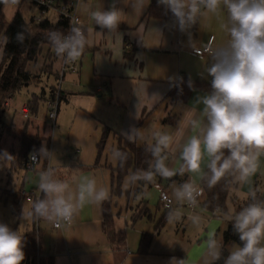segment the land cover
<instances>
[{
  "label": "crops",
  "instance_id": "obj_1",
  "mask_svg": "<svg viewBox=\"0 0 264 264\" xmlns=\"http://www.w3.org/2000/svg\"><path fill=\"white\" fill-rule=\"evenodd\" d=\"M154 1L157 0H151L148 4L145 0L146 7L142 12L133 10L131 0L78 1V15L89 37V45L77 60V72L65 74L68 77V86L65 91L62 90L65 105L58 114L57 123L59 120L62 127L65 125L63 129L67 133V146L61 148L59 161H54L53 146L54 156L49 161L43 159L41 169H38V165L35 170L25 172L28 190L23 184L19 198L25 200V195L38 192V173L45 166L59 170L56 176L74 188L82 176L94 177L98 186H105L110 191L108 200L112 199L113 202L115 228L119 232H125L126 247L121 250L111 247L103 226V203L89 204L79 211L70 225H64L61 229L54 228L52 223L43 219L37 222L41 252L52 256L54 264H169L172 257H187L189 264H207L206 249L200 244L204 242H192L185 234L188 224H191L187 219L188 215H201L203 223L198 238L204 237L205 240L213 230L217 237L221 234L223 236L228 226L225 221L223 226L222 222L220 225L222 217L208 212L201 204L194 211L185 205L181 223L167 224L166 221L161 229H156L165 213L160 206L156 184L165 188L172 197L173 188L187 180V174L180 176L179 181L159 177L155 185L138 183L132 188H125L124 180L121 195L115 194L113 171L117 168L118 160L113 158V153L118 151L119 137L126 139L122 132L134 126L144 129L145 135L150 137L153 131L176 135L177 130L182 129L183 135L177 136V140L183 143L193 134L190 121L199 117L203 107L197 103V98L207 92L195 90L186 103L172 101L169 92L183 76L210 82L211 77L207 75L206 69L212 62L211 56L201 57L194 54L193 50L204 48L212 36L215 38L214 47L224 45L228 40L222 28L227 19L226 12L205 13L198 20L197 25L190 30L191 40L195 42L193 48L189 42V34L175 29L171 19L147 17L148 9ZM113 4L125 13L119 29L122 35L109 34L90 19L91 11L108 9ZM154 28L160 29V33ZM172 117L175 118L174 124L165 123L167 118ZM26 119L27 124L21 130L42 139L40 150L48 137L44 132V135H40L41 125L37 124L36 129L33 121H29V117ZM105 127L112 131L96 165L98 143ZM3 139L1 137V146L6 144L5 151L16 157L21 148L20 137L16 140L8 136L5 144H2ZM178 155L177 150L169 157L170 166L177 164ZM8 161L11 163V160ZM259 163V170L251 178L250 184L231 189L227 211L230 205L238 210L246 202L249 188L259 189L258 197L264 199V155L260 157ZM11 193L16 192L12 190ZM146 193L150 195H145ZM140 208L146 209L148 214L136 222L131 220V228H128V217L132 219ZM122 219L125 226L121 224ZM34 226L35 221L26 233L31 232ZM143 233L154 237L148 254L138 253Z\"/></svg>",
  "mask_w": 264,
  "mask_h": 264
},
{
  "label": "clouds",
  "instance_id": "obj_2",
  "mask_svg": "<svg viewBox=\"0 0 264 264\" xmlns=\"http://www.w3.org/2000/svg\"><path fill=\"white\" fill-rule=\"evenodd\" d=\"M0 4L19 6L20 0H0ZM157 5L170 13L175 29L189 34L193 48L195 42L191 40L190 30L198 20L205 13L227 14L222 28L228 40L209 50L212 62L206 71L211 77L210 91L197 98L203 107L199 117L190 121L193 134L179 143L177 136L183 135L182 129L176 135L153 131L150 137L144 129L134 126L122 132L129 142L146 143L145 150L151 155L147 169L130 171L125 177V188L141 182L155 185L157 177L188 175L187 180L173 188L172 199L168 200L166 219L172 223L185 215V205L190 209L201 205L205 187L211 190L222 181L229 188L247 185L259 170L260 157L264 155V0H157ZM130 6L142 12L146 2L131 0ZM124 15L113 4L108 9L91 11L90 19L107 33L122 35L119 29ZM154 30L160 33V29ZM31 35V30L25 27L17 32L16 41L23 44ZM47 40L65 63L79 60L89 45V37L76 18L70 20L67 33L51 30ZM177 150V164L170 166L169 157ZM53 156L42 146L31 159L36 164ZM13 158L7 151L0 153V161ZM113 158L123 166L127 154L115 151ZM38 175V187L43 195L32 203L29 211L22 212V219H43L60 226L61 222H73L86 205L101 204L110 196L109 189L98 186L94 177L82 176L74 188L59 179L53 167L40 170ZM258 191L249 188L246 202L238 210L225 212L219 205L215 206L213 214L231 223L241 243H232L225 256L222 234L217 237L214 230L210 231L204 241L207 264H219L221 260L223 264H264V199L258 197ZM187 219L194 226L203 223L197 213L188 215ZM23 248L24 235L0 223V264H22ZM169 264H189V261L187 257H172Z\"/></svg>",
  "mask_w": 264,
  "mask_h": 264
},
{
  "label": "trees",
  "instance_id": "obj_3",
  "mask_svg": "<svg viewBox=\"0 0 264 264\" xmlns=\"http://www.w3.org/2000/svg\"><path fill=\"white\" fill-rule=\"evenodd\" d=\"M63 2V4L70 5L74 0H57ZM30 6L36 7L35 4L30 2ZM0 13V38L4 39L3 42V58L0 64V140L2 137V131L5 129L3 124V116L5 114L7 104L14 96L17 91H20L24 87H28L31 84H40L41 78H38L37 74H32L29 71V63L35 61L40 53L41 47L48 45L52 48L51 44L47 40V33L51 30H59L67 33L69 30V21L63 16H58L56 22H52L48 17H44L41 21H34L31 17L27 21L22 15L21 11L18 10L14 15L10 25L5 27L3 17ZM148 18L154 19H171L170 13H166L165 10L157 5V1H154L148 9ZM29 28L32 35L24 40L23 44L17 43L16 34L23 30V28ZM53 49V48H52ZM126 57H129L128 55ZM50 70V71H49ZM43 71L52 73V67H46ZM47 74V73H46ZM195 90H201L204 92L210 91V82L204 80H194L187 76L181 77L176 82L169 92V97L174 102L186 103L191 94ZM52 95L43 96L46 104L50 101L57 100V94H59L58 101L63 100L64 96L61 89L52 87L50 89ZM45 94V91L43 92ZM51 94V93H50ZM30 114H34L38 109V98L34 95V98L28 103ZM175 118H167L165 123H173ZM4 128V129H3ZM8 131V130H7ZM112 129L105 127L103 135L98 143V158L96 165L99 162L100 156L106 145L109 134ZM42 139L39 136H31L27 132L23 131L20 135L21 148L16 157L11 160V173L22 170L28 172V165L30 162L31 153H37L41 145ZM146 145L137 146L135 143L129 142L127 139L119 137L118 151L127 154V160L120 165L118 161L117 168L113 171L115 174V194L121 195V185L125 180V177L130 171L136 169H147L151 155L146 150ZM47 161V159H46ZM47 168V166H45ZM56 175L59 170L55 169ZM10 173L11 177L12 174ZM114 177V176H113ZM180 176L171 178V180H180ZM161 178V177H160ZM156 178V183L160 179ZM142 183V182H141ZM144 184V183H142ZM233 187H225L222 181L215 188L208 190L205 187V197L202 199V206L210 213L216 205H219L225 212L227 211V202L230 197V192ZM22 191V189H21ZM43 195V194H42ZM41 195V197H42ZM36 198L34 199V201ZM161 206V204H160ZM162 207V206H161ZM148 211L144 208H140L134 216L132 221L136 222L138 219L146 216ZM167 211H165L161 221L158 223L156 229H161L166 223ZM39 220H37L38 222ZM35 221L34 229L31 232L24 234V253L25 259L22 264H54V258L50 255H44L41 252L40 246V230L38 224ZM103 226L104 231L107 234L110 245L114 250H121L126 247V235L125 232H119L115 228L114 215L112 208L110 207V201L106 200L103 202ZM153 235L143 233L140 240L138 249L139 254H148L149 249L153 240ZM223 242L225 245L224 255L226 256L229 250V246L232 243L240 244V240L237 234L234 233L231 223L228 224L226 230L223 232ZM223 264V260L219 262Z\"/></svg>",
  "mask_w": 264,
  "mask_h": 264
},
{
  "label": "rangeland",
  "instance_id": "obj_4",
  "mask_svg": "<svg viewBox=\"0 0 264 264\" xmlns=\"http://www.w3.org/2000/svg\"><path fill=\"white\" fill-rule=\"evenodd\" d=\"M63 5V2H61ZM1 8V15L3 17L5 27H8L18 10L21 11L24 18L29 21L31 17L40 16V11L37 7L30 6V1L25 0L22 2L21 6L13 7V6H5L3 4ZM45 17H48L52 22H56L58 18V14L55 10H50ZM3 42L4 39L0 38V64L3 58ZM62 62L63 57H59L55 54L54 49L50 48L48 45H44L41 47L40 53L35 61L29 63V71L32 74H37L38 78H41L40 84H31L28 87L22 88L20 91H17L11 100L8 103L5 114L3 116V124L5 125V129L2 131V137H4L2 144H5L8 141V136H12V138L18 139V136L22 134L21 127L23 128L27 124V119L22 115L21 109L25 104H28L33 98L34 95L38 98V109L34 114L29 115V121H33L34 127L36 125H41L40 127V135H44L43 132L47 135L48 139L45 140L44 146L47 150L52 153L53 146L55 147V156L54 161H59L61 154V148L66 145L67 133L66 130L63 129L61 122L58 120V114L62 112L65 103L63 100L59 102V109L57 110L56 119L52 120L49 117V110L47 108V104L45 100H43V96L52 95L50 89L52 87H57L63 91L66 90L68 86L67 75L62 74ZM46 67H52V73L49 71H43ZM47 73V74H46ZM45 91V94L43 92ZM51 93V94H50ZM32 124V123H29ZM2 126H0L1 128ZM44 128V130H42ZM19 129V130H18ZM37 129V128H36ZM8 130V131H7ZM9 130L12 132L9 133ZM17 146V145H16ZM0 153H3L6 150V144L1 146L0 143ZM49 161V159H48ZM44 160H40V164L38 169L43 167ZM50 167V166H49ZM12 165L10 161H0V223H5L9 225L13 230H18L21 234H25L30 226L34 223L31 219H22V212H27L31 209L32 204L26 202L24 199L19 198V193L22 185L27 184L25 182V172L22 170L15 171L11 173ZM12 174V177L10 175ZM15 191V194H12L11 191ZM18 194V195H17ZM110 201V207L112 208V199ZM142 209V208H141ZM233 209L232 205L228 206V211ZM193 213V212H191ZM161 214L163 212L161 211ZM168 221V220H167ZM223 221L227 222L225 218L220 219V225ZM37 222V221H36ZM131 219L130 216L127 219L128 228H131ZM177 223L182 222V218ZM176 222H174L176 224ZM121 224L125 226V221L122 219ZM167 224H170L168 221ZM188 230L185 233L188 240L192 242L198 243L201 241H205V238H198L200 228H202V224L200 226H194L192 224H188ZM129 231V230H128ZM201 246L205 248L204 243H200ZM232 244L229 246L231 248Z\"/></svg>",
  "mask_w": 264,
  "mask_h": 264
},
{
  "label": "built area",
  "instance_id": "obj_5",
  "mask_svg": "<svg viewBox=\"0 0 264 264\" xmlns=\"http://www.w3.org/2000/svg\"><path fill=\"white\" fill-rule=\"evenodd\" d=\"M23 1H25V0H20L19 6H21ZM29 1L33 4H35V6L40 11L39 17H37V16L32 17L33 20L36 22L41 21V19L44 18L50 10H55L57 12L58 16H63L64 18H66L69 21V26H70V20L73 18L80 20L82 25H83V22L78 15V1L79 0H74L70 5H67V4L62 5L61 2H58L57 0H29ZM19 6H13V7H19ZM1 8H2V5L0 4V13H1ZM83 27H84V25H83ZM214 40H215V38L212 36L204 48H195L193 50V53L198 55V56H201V57L210 56L209 50L214 47ZM62 67H63L62 68V74L63 75H65L67 72H77V70H78L77 69V61H75L73 63H65V61H64ZM58 99H59V94H57V100L50 101L47 103V108L49 110V117L52 120L56 119V117H57V110L59 109ZM22 114H23L24 118L29 117L30 112H29L28 106L23 107ZM36 154L37 153H34L33 155H36ZM39 164H40V161L38 163L34 164L31 157H30L28 170H31V171L35 170ZM155 187L159 191V202H160L162 208L168 212V200L172 199V197L170 196L169 192L165 188H163L162 186L156 184ZM41 195H42V193L38 189V192H33L31 194L25 195V200L28 202H33V200L35 198H36V200L41 198ZM165 197H167L168 199H165ZM172 206H174V201H172ZM190 210L194 211L195 209H190ZM70 224L71 223L61 222L60 226H56L55 224H53V227L56 229H61V228H63L64 225H70Z\"/></svg>",
  "mask_w": 264,
  "mask_h": 264
}]
</instances>
